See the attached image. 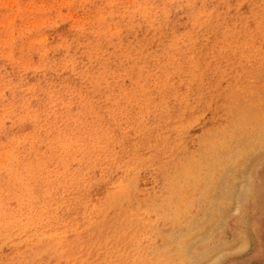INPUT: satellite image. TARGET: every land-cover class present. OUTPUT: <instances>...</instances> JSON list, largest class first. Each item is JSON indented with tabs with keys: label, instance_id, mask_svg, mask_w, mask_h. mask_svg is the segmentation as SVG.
<instances>
[{
	"label": "bare ground",
	"instance_id": "6f19581e",
	"mask_svg": "<svg viewBox=\"0 0 264 264\" xmlns=\"http://www.w3.org/2000/svg\"><path fill=\"white\" fill-rule=\"evenodd\" d=\"M16 8L0 10V264H219L251 248L264 0ZM225 213L234 226H215Z\"/></svg>",
	"mask_w": 264,
	"mask_h": 264
},
{
	"label": "rangeland",
	"instance_id": "374dc122",
	"mask_svg": "<svg viewBox=\"0 0 264 264\" xmlns=\"http://www.w3.org/2000/svg\"><path fill=\"white\" fill-rule=\"evenodd\" d=\"M20 1L21 0H15V1L0 0V10L4 9V6H9V8L11 9L9 12L16 13L17 11L16 6L19 4ZM61 9L64 10L65 7H61ZM31 25L32 24L29 23L26 30L24 31L25 34L31 32V30H33L32 28L35 27L36 24L32 26ZM29 35L30 33L26 36ZM9 39L10 37L4 38L5 41L4 43H7ZM46 39H47V43L49 44L53 43V36L47 35ZM249 167H250L249 174L251 176L250 178L251 185L249 186V190L247 192L248 197L242 208H240V210L242 209L241 211L245 213L247 206L249 207L250 213L246 216L245 214H242L243 220L240 221L239 225L241 226V229H244L245 231L247 229L249 230L251 227L254 226L257 235L256 237L252 236L254 240L251 243V248H248L247 251L241 253H233V252L227 253L224 257V260L219 264H259L264 259V153L258 159L251 162ZM234 180H233L234 185L232 186V191H234V193H237L239 189V185L243 180L240 178L237 180V177ZM230 207L231 210H238L236 209L238 207V204H236L235 201H232L230 203ZM231 220L232 219L229 220L227 213H225L223 215H220L217 222L215 220H212V223L215 224V226L222 225L224 227H229L233 225L231 223ZM202 230L208 232V227L206 225H203V227H201V232ZM230 230L231 229L224 231V234L228 237L233 238L229 233ZM210 234H213V232L211 231ZM192 236L194 237H191V242L193 244H197L199 237L201 236V233L198 234L193 233ZM214 237L215 236L213 235V237L211 238L214 239ZM213 258H215L214 255H210L209 257L205 258L204 263L207 262L206 264H213L216 261V258L215 259ZM261 263L264 264V261H262Z\"/></svg>",
	"mask_w": 264,
	"mask_h": 264
}]
</instances>
